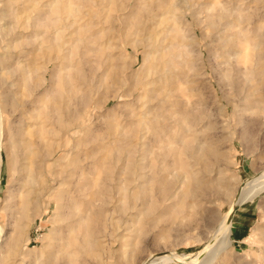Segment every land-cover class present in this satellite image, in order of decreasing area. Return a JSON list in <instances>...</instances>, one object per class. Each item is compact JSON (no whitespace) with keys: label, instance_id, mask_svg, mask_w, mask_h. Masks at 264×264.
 I'll return each instance as SVG.
<instances>
[{"label":"rangeland","instance_id":"374dc122","mask_svg":"<svg viewBox=\"0 0 264 264\" xmlns=\"http://www.w3.org/2000/svg\"><path fill=\"white\" fill-rule=\"evenodd\" d=\"M39 1L34 15L0 0V264L204 263L264 172V94L248 106L243 92L264 0H168L152 39L136 25L146 0ZM206 147L219 160L192 158ZM87 202L89 238L63 247L69 207ZM230 219L231 245L206 264H264V191Z\"/></svg>","mask_w":264,"mask_h":264},{"label":"bare ground","instance_id":"6f19581e","mask_svg":"<svg viewBox=\"0 0 264 264\" xmlns=\"http://www.w3.org/2000/svg\"><path fill=\"white\" fill-rule=\"evenodd\" d=\"M39 2H40L39 0H28V3H30V5H31L30 6L31 12L34 15L38 14L37 8H38V5H39ZM143 7H144V9H143ZM143 7H142L143 10H141L138 13V15H137V16H139V18H138V20L136 22L137 31L141 32L143 34L145 33V35L147 34L148 38L152 39V38L155 37V35L153 36L154 29H152V27L148 26L147 24L149 22H150V24H152V23L155 24L156 23L155 19L157 17H161V16L163 17V15H165V14L173 13L174 9L176 8V5L171 4L168 0H146V1H144V6ZM125 8H128V6L125 7ZM163 10H166V11H163ZM34 19H36V18H34ZM221 20H223V18H221ZM160 21H161V19H160ZM210 22H211V20H210ZM213 22L210 23V26L215 27V24H214L215 22L214 23ZM162 23H164V22H162ZM160 24H158V25L159 26L163 25V24H161V25ZM239 24L240 23H236V26H239ZM154 26H156V25H154ZM156 28H157V26H156ZM229 29H231V27H227V30H229ZM220 39H223L222 41H224L223 48H224V51L226 53L235 54V56H237V58H240V52H238V50H240V49L235 50L234 47L229 46L228 43L225 42L226 40L223 37H221ZM155 40H156V38H155ZM170 40L172 41L173 38L171 37L169 39V41ZM148 41H149V39H148ZM151 42H154V40L151 41ZM156 42H155V46H156ZM262 43L263 42L258 43V45L256 46V48L258 49V52H257V54H255V59H251L250 68H249V65H248V68H246V73H245L246 77H244V79L247 80L248 86H245L243 88V92H245V101L244 102L248 106H252V104L261 101V99H262L261 98V94H264V47L262 46ZM263 45H264V43H263ZM149 46H150V44H149ZM169 46H170V48L172 50V48H173L172 42H171V45H169ZM257 49H256V51H257ZM241 63L242 62L240 61V64ZM171 69H173V68H171ZM172 74H174V73H172ZM181 74L182 73H180L179 75L182 76L183 74L182 75ZM165 78H164V80H165ZM178 78H179V76H178ZM232 78H233V76H232ZM159 82L160 81H158V83ZM166 83L168 84V82H166ZM172 83H175V80ZM162 85H164V84L162 83L161 86ZM175 85L177 86V84H175ZM232 85L233 86H235V85L237 86V85H239V83H237L236 80L233 79L232 80ZM158 87H160V86H158ZM163 88H165V87H162V89ZM159 89H161V88H159ZM1 116H2V111H1V108H0V117ZM157 118H158V116H157ZM185 121H187V120H185ZM185 121H183V123ZM165 126H167V125L165 124ZM165 126L163 127L164 130H168L170 132L173 130L172 126H168V127H165ZM164 133H166V132H164ZM1 144H2V142H1V135H0V168H1V165H2ZM208 156H214V157H216V159L219 160V157H218L219 153H217L211 147H206L205 149H198L197 152L193 154L192 158L195 159L198 162H204L205 158H207ZM144 158L146 159V157H144ZM191 179H192V183H193V181H195L194 182L195 185H196V183H197V185H200V186L203 184V182L201 180H199L196 176H192ZM28 181H29V184L35 186L36 182H35L34 176L30 175ZM245 183H243L241 185V187H240V190L238 192V196L236 198V201L234 202V204L232 206L233 211L230 213V215L228 217L224 218L221 221V223L219 225V228L216 230L214 236L212 237V241H210L211 243H210V246L208 247V249L206 247L204 250H202L200 252V256L201 257H204V256L207 257L206 261L204 263H202V264H206L210 260V258L212 256H214L213 258L215 259L218 255H220L221 252H223L225 249H227L231 245V224H232V219H230V218L234 214L236 206H238V205H240V204H242V203H244L246 201L253 200L255 197H257V195H259L261 192L264 191V172L259 175V179H254V180H252L249 183H246V184ZM196 187H195V189H196ZM200 188L201 187H199V189ZM160 190H162V193L167 194L168 190H169V187L167 185H165L164 188L163 189L161 188ZM195 191H197V190H195ZM29 193H35V191L34 190L33 191H29ZM194 194L196 195V193H194ZM151 202L148 203L149 209H148L147 213H149V210L154 208L153 207L154 204H152ZM30 205H31L30 202L25 204L26 210H29ZM82 207H83V209L81 210ZM91 207H92V203L91 202H87L85 204H80V205L71 204V206L69 207V213L67 214V217H66V220H68L67 221L68 223L66 225V230H67V236L68 237L65 235L66 239H65V237L62 238L63 242H65V244H63V247L66 246L67 248H75V250H79V249H81V247H83L82 244L85 242V239L89 238V236L91 234V232H88V231H90L88 228H86V227L84 228L85 223L87 221H89L88 212H90ZM57 208H58V210L63 209L62 204L59 203L57 205ZM1 231H2V227L0 226V232ZM72 236H76L75 238H78L80 240L79 244H78V242L75 243V242L72 241L73 240ZM66 241H67V244H66ZM208 257H209V259H208ZM212 261L214 262V260H212ZM181 263H183V264H200V263H198V261L196 262V260H190L189 257L180 256L178 254L165 255V256L160 257V258L159 257L157 258V257L154 256L152 258H149L147 263H144V264H181Z\"/></svg>","mask_w":264,"mask_h":264}]
</instances>
